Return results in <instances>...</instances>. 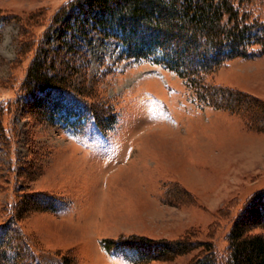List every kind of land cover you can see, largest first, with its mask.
Listing matches in <instances>:
<instances>
[{
	"label": "rangeland",
	"instance_id": "374dc122",
	"mask_svg": "<svg viewBox=\"0 0 264 264\" xmlns=\"http://www.w3.org/2000/svg\"><path fill=\"white\" fill-rule=\"evenodd\" d=\"M72 1L0 0V264H225L235 221L264 195V132L246 126L264 129L248 110L264 108V55L205 80L245 97L231 113L164 65L83 33L78 6L64 12ZM37 55L48 75L72 76L71 97H50L67 110L51 117L31 111L25 85ZM85 103L111 118L104 130L80 116Z\"/></svg>",
	"mask_w": 264,
	"mask_h": 264
},
{
	"label": "trees",
	"instance_id": "16d2710c",
	"mask_svg": "<svg viewBox=\"0 0 264 264\" xmlns=\"http://www.w3.org/2000/svg\"><path fill=\"white\" fill-rule=\"evenodd\" d=\"M75 6L83 15L82 21L77 22L83 33H101L119 41L126 47L127 58L164 65L183 79L200 101L231 113L245 103L242 94L211 86L205 80L235 58L264 55V17L261 11L264 0H73L65 6L64 12ZM256 45L260 49L254 53ZM44 58V55L34 58L27 71L25 85L27 92L35 95L31 111L51 117L62 109L67 110V106L51 104L50 99L55 95L64 102L71 97L73 92L65 86L73 81L68 71L54 77L48 75ZM72 59L75 60L74 57ZM66 66L73 71L76 62H67ZM85 104L87 112L83 107L85 113L80 116L85 115L86 120L93 121L104 130V122L110 123L111 118ZM248 110L257 119L262 118L259 115L264 117V108L254 110L249 107ZM246 126L250 130L264 132V129L253 128L248 119ZM255 225L264 228V195L252 200L248 210L235 221L229 237V259L225 264H264V234H249ZM107 242L104 249L110 250V242ZM131 245L136 249L158 248L161 253L182 248L180 242L175 246L164 243L154 246L145 242ZM11 252L7 254L4 251L2 255L7 260L18 257L19 251ZM213 258L214 255L207 256L197 264H214Z\"/></svg>",
	"mask_w": 264,
	"mask_h": 264
}]
</instances>
